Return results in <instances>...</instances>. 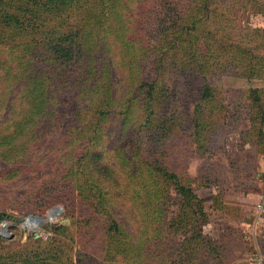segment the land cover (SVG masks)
I'll list each match as a JSON object with an SVG mask.
<instances>
[{
	"label": "trees",
	"instance_id": "1",
	"mask_svg": "<svg viewBox=\"0 0 264 264\" xmlns=\"http://www.w3.org/2000/svg\"><path fill=\"white\" fill-rule=\"evenodd\" d=\"M140 1L0 0V122L12 111L11 121L0 124V179L9 185L27 177L24 200L38 213L62 204L83 237L102 221L100 264H193L197 253H219L222 243L203 234L202 200L192 178L176 172L178 151L174 169L161 157H173L166 142L180 132L174 112L167 115L174 104L167 79L175 77L176 102L187 105L191 65L206 69L196 48L197 22L177 10L148 48L140 23L130 19ZM200 84L196 97L210 103L215 90L205 79ZM17 92L21 107L14 112ZM64 117L61 141L45 155L33 154L52 122ZM193 127L200 144L209 141L206 125ZM61 158L66 168L56 175ZM64 183L79 197V218L76 202L59 192ZM170 187L179 207L167 218ZM58 228L68 237L65 226ZM72 239L33 240L28 252L7 258L0 249V264H74ZM78 253L75 264H89L88 252Z\"/></svg>",
	"mask_w": 264,
	"mask_h": 264
},
{
	"label": "rangeland",
	"instance_id": "2",
	"mask_svg": "<svg viewBox=\"0 0 264 264\" xmlns=\"http://www.w3.org/2000/svg\"><path fill=\"white\" fill-rule=\"evenodd\" d=\"M140 2L143 3L137 4L130 19L140 23L148 48L153 46L161 28L172 25L177 10L197 22L193 29L197 34L196 48L206 69L203 71L197 63L191 65L189 78L193 88L187 105L176 102L175 77L167 79L166 90L174 98L167 115L174 112L178 126H174V131L178 128L180 132L174 133V141H165L171 146L173 157H161L164 162L169 161L170 169H174V150L178 151L176 172L192 178L194 191L202 200L201 215L206 220L203 234L220 239L222 243L219 253H197L193 264H264V0ZM143 64H147L146 60ZM203 79L215 90L207 104L196 97ZM11 98L13 111H18L21 107L18 92ZM200 110L202 114L198 117ZM11 115L12 111L2 115L6 119L0 124L10 122ZM199 122L206 125L204 133L208 132L204 135L209 141L202 144L194 135L193 124ZM68 124L66 118L59 123L52 122L50 132L35 143L33 154L51 152L50 148L61 141ZM59 161L52 170L56 175L66 168L65 160ZM27 181L24 175L9 185V181L0 179V215H3L0 230L2 222L7 224L5 237L0 236L2 255L7 258L16 252H28L33 240H46L54 235L60 240H68L72 236L74 264L79 251L88 252L92 262L105 263L102 221H94L92 235L87 238L78 232L73 219L64 216L62 204H52L43 213L36 212L34 202L24 200L29 196L26 195ZM59 192L70 202H76V217L84 215L78 208L79 197L75 191L64 183ZM177 198L170 187L164 198L167 218L177 213ZM54 206H60L62 210L51 218L50 211ZM29 215L42 216L45 221L33 229L26 222ZM59 225L67 228L68 237L60 232ZM89 260L86 263L92 264ZM178 264L191 263L187 260Z\"/></svg>",
	"mask_w": 264,
	"mask_h": 264
},
{
	"label": "water",
	"instance_id": "3",
	"mask_svg": "<svg viewBox=\"0 0 264 264\" xmlns=\"http://www.w3.org/2000/svg\"><path fill=\"white\" fill-rule=\"evenodd\" d=\"M52 209L58 210V212L62 210L60 206H54ZM44 221L45 219L42 216H38V215H29L26 219V222L29 223L33 229H36L37 226L41 225ZM6 232H7V224L6 222H2L0 236L5 237ZM35 236H37V233H35Z\"/></svg>",
	"mask_w": 264,
	"mask_h": 264
},
{
	"label": "bare ground",
	"instance_id": "4",
	"mask_svg": "<svg viewBox=\"0 0 264 264\" xmlns=\"http://www.w3.org/2000/svg\"><path fill=\"white\" fill-rule=\"evenodd\" d=\"M57 212H58V210H52V211H50V217L53 218V216H55L57 214Z\"/></svg>",
	"mask_w": 264,
	"mask_h": 264
},
{
	"label": "crops",
	"instance_id": "5",
	"mask_svg": "<svg viewBox=\"0 0 264 264\" xmlns=\"http://www.w3.org/2000/svg\"><path fill=\"white\" fill-rule=\"evenodd\" d=\"M249 264H255V263H253V262H250ZM263 264V263H262Z\"/></svg>",
	"mask_w": 264,
	"mask_h": 264
}]
</instances>
